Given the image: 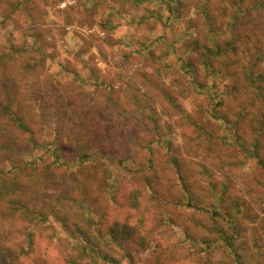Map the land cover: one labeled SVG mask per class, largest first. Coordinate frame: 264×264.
<instances>
[{"label":"rangeland","instance_id":"374dc122","mask_svg":"<svg viewBox=\"0 0 264 264\" xmlns=\"http://www.w3.org/2000/svg\"><path fill=\"white\" fill-rule=\"evenodd\" d=\"M254 2L0 0V235L33 231L0 264H69L88 240L83 264H264ZM115 220L156 243L128 256L101 238Z\"/></svg>","mask_w":264,"mask_h":264},{"label":"trees","instance_id":"16d2710c","mask_svg":"<svg viewBox=\"0 0 264 264\" xmlns=\"http://www.w3.org/2000/svg\"><path fill=\"white\" fill-rule=\"evenodd\" d=\"M174 6H171V11H174ZM264 9V0H255L253 4L245 8L243 11L246 10H263ZM148 15L154 17L157 16L155 12H149ZM210 54V53H208ZM251 57H255L257 60L260 61L261 57L258 55H251ZM63 156L59 153L58 150L52 151V162L58 166L64 163ZM181 184L184 190V193H188V185L186 182L185 177L183 174H180ZM81 202V201H80ZM82 204H86L85 202H81ZM127 205L134 210H140L139 208V201H138V193L133 192L128 195ZM187 207L196 206L193 205L192 200H187L186 204ZM199 207V206H198ZM197 207V208H198ZM39 213V212H38ZM212 213H218L215 210ZM39 217L44 219L45 215L41 212L39 213ZM33 231L29 230V232H25L23 234H15L13 237L1 236L0 235V252H7V255H16L14 253L13 245L17 244L19 246L18 253L25 254L29 249L33 248L32 246V234ZM101 238L107 241H113L120 244L125 249H130L129 242H133L134 244L138 245L142 251H149L152 244L156 241L153 237L148 236L145 233H141L138 230V227L135 225H131L126 221L115 220L112 224L108 226L105 230V233L101 231ZM109 239V240H108ZM66 247L69 249V254L67 256L69 264H83L80 259L87 258L91 261H95L94 263L98 262V257H101L98 246L95 244H90L89 240L86 243L83 242H68ZM13 253V254H12ZM126 254L130 257L133 256L132 252L129 250ZM15 257V256H14ZM91 264V263H88Z\"/></svg>","mask_w":264,"mask_h":264}]
</instances>
